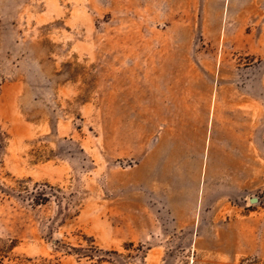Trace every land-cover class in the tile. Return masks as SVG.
I'll use <instances>...</instances> for the list:
<instances>
[{
    "label": "rangeland",
    "instance_id": "rangeland-1",
    "mask_svg": "<svg viewBox=\"0 0 264 264\" xmlns=\"http://www.w3.org/2000/svg\"><path fill=\"white\" fill-rule=\"evenodd\" d=\"M0 264H264V0H0Z\"/></svg>",
    "mask_w": 264,
    "mask_h": 264
}]
</instances>
